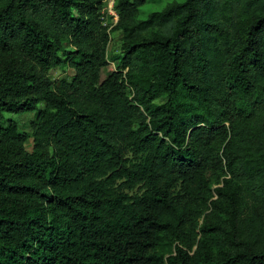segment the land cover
I'll return each mask as SVG.
<instances>
[{"label":"trees","instance_id":"trees-1","mask_svg":"<svg viewBox=\"0 0 264 264\" xmlns=\"http://www.w3.org/2000/svg\"><path fill=\"white\" fill-rule=\"evenodd\" d=\"M143 4L110 26L100 0H0V54L28 66L0 102L36 110L31 152L0 130V264H264L242 216L264 204V0Z\"/></svg>","mask_w":264,"mask_h":264},{"label":"rangeland","instance_id":"rangeland-1","mask_svg":"<svg viewBox=\"0 0 264 264\" xmlns=\"http://www.w3.org/2000/svg\"><path fill=\"white\" fill-rule=\"evenodd\" d=\"M181 2L183 0H144V4L139 7L137 12V19H143L148 13L152 11H158L164 9L167 5L172 2ZM110 40L107 45L108 65L102 69L101 77L103 78L108 71L114 70L116 67V60L114 56L120 54L121 44V33L120 31H110ZM21 59L12 54H0V77L8 80V84L11 86L16 83V88L21 82L22 78L18 75L21 72H27L28 66L21 63ZM72 70L67 66H57L51 68L47 73V78L53 83L54 87L59 86L62 79L69 80L72 77ZM17 92L11 91L10 96L16 97ZM28 96L27 94L22 98ZM8 97L5 98L8 99ZM165 97L156 100L157 103H162ZM44 103L38 102L37 108H43ZM36 110L32 111H11L6 103L0 102V130L7 128L9 123L12 122L15 126V133L24 134L25 140L22 142V146L28 152L33 149V131H34V120ZM15 150L12 146L3 147L0 149V155H8L13 157ZM220 184V183H219ZM219 184L212 182L211 188H215ZM135 190H129L134 192ZM208 210L206 211V213ZM242 216L245 218L247 223L252 224L254 230H260L264 232V204L257 203L250 196H247L244 200L242 207ZM176 242H166L160 246V251L168 256L171 252H174Z\"/></svg>","mask_w":264,"mask_h":264},{"label":"built area","instance_id":"built-area-1","mask_svg":"<svg viewBox=\"0 0 264 264\" xmlns=\"http://www.w3.org/2000/svg\"><path fill=\"white\" fill-rule=\"evenodd\" d=\"M102 3L101 18L104 24L108 22L114 24L117 21V13L114 5L116 0H100Z\"/></svg>","mask_w":264,"mask_h":264}]
</instances>
